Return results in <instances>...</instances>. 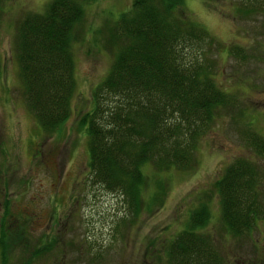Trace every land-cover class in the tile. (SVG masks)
<instances>
[{"label":"rangeland","instance_id":"obj_1","mask_svg":"<svg viewBox=\"0 0 264 264\" xmlns=\"http://www.w3.org/2000/svg\"><path fill=\"white\" fill-rule=\"evenodd\" d=\"M45 1L3 0L0 5V238H5L6 264H168L170 239L200 202L210 211L199 227L225 264H264V219L253 222L248 233L233 235L222 225L213 185L228 161L250 157L260 166L257 193L264 203V156L246 137L248 130L264 135V18L239 11L238 0H184V10L219 43L221 48L211 45L206 55L216 61L215 82L235 98L214 110L195 141L190 167L158 171L144 165V203L133 216L118 192L89 180L87 134L80 118L92 105L93 86L112 62V51L104 45L106 22L132 0L82 3L81 33L71 44V111L49 133L24 100L15 50L19 18L43 10ZM232 44L240 50H229ZM160 182L163 193L154 201Z\"/></svg>","mask_w":264,"mask_h":264},{"label":"trees","instance_id":"obj_2","mask_svg":"<svg viewBox=\"0 0 264 264\" xmlns=\"http://www.w3.org/2000/svg\"><path fill=\"white\" fill-rule=\"evenodd\" d=\"M83 2L45 1L43 10L25 12L16 25L24 100L47 133L57 130L71 111V44L81 33ZM131 3L106 22L104 45L112 51V62L93 86L92 105L80 118L87 134L89 180L118 192L134 216L144 203V165L158 171L190 167L195 141L214 110L231 105L235 97L215 82L216 61L206 55L211 45L221 48L219 43L184 10V0ZM236 8L264 18V0H238ZM233 49L240 50L236 44L229 47ZM246 137L264 156V135L248 130ZM259 169L250 157L238 155L213 183L222 225L233 235L248 233L253 222L264 219V203L257 193ZM162 185L152 194L154 201L163 193ZM206 204L198 203L184 228L170 239L168 264H225L213 239L199 227L209 218ZM4 240L0 238L2 264L8 261ZM34 250L39 253L38 247Z\"/></svg>","mask_w":264,"mask_h":264}]
</instances>
